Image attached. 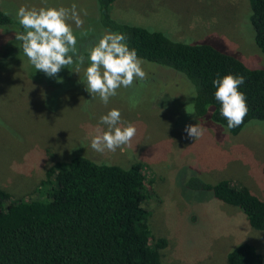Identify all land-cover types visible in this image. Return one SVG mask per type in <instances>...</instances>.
Wrapping results in <instances>:
<instances>
[{
    "label": "rangeland",
    "instance_id": "rangeland-1",
    "mask_svg": "<svg viewBox=\"0 0 264 264\" xmlns=\"http://www.w3.org/2000/svg\"><path fill=\"white\" fill-rule=\"evenodd\" d=\"M73 5L82 25L66 22L84 56L79 73L75 64L54 77L36 70L15 39L23 26L0 25V188L14 198L37 197L46 169L75 156L123 167L142 162L154 182V197L146 204L150 227L168 240L161 250L165 264H228V253L242 242L264 255V232L251 227L238 206L188 186L194 177L212 184L229 179L264 199V122L254 120L239 134L230 133L210 116L196 114L192 92L197 89L187 77L143 59L147 78L121 86L104 104L83 82L90 49L109 33L99 26V1L0 0L1 9L17 19L22 6L63 7L71 15ZM111 15L173 39L210 43L251 68H264L248 0H116ZM193 107L195 114H189ZM113 108L121 113L118 126L132 124L137 132L115 152L98 153L91 140L98 129L107 131L100 117ZM196 123L206 131L194 140L184 130Z\"/></svg>",
    "mask_w": 264,
    "mask_h": 264
},
{
    "label": "trees",
    "instance_id": "trees-1",
    "mask_svg": "<svg viewBox=\"0 0 264 264\" xmlns=\"http://www.w3.org/2000/svg\"><path fill=\"white\" fill-rule=\"evenodd\" d=\"M98 1L100 27L124 34L140 59L178 72L195 85L198 116H210L228 128L213 80L232 74L245 78L239 91L246 96L248 112L229 132L237 135L251 121L264 122V68H251L210 43H189L119 21L111 15L116 0ZM248 1L255 41L264 52V0ZM0 25L20 24L0 7ZM145 168L142 162L123 167L75 156L46 169L35 191L42 195L14 198L0 188V264H165L161 250L168 240L155 236L150 227L146 204L154 197V182ZM188 186L238 206L250 226L264 232V199L248 186L229 179L212 184L197 177ZM227 262L264 264V255L242 242L228 253Z\"/></svg>",
    "mask_w": 264,
    "mask_h": 264
},
{
    "label": "clouds",
    "instance_id": "clouds-1",
    "mask_svg": "<svg viewBox=\"0 0 264 264\" xmlns=\"http://www.w3.org/2000/svg\"><path fill=\"white\" fill-rule=\"evenodd\" d=\"M18 22L23 26V32H16V41L21 42L23 53L36 70L44 72L48 77L57 76L62 68L76 65L75 72L79 73V66L84 63L83 54L77 52V39L71 26L66 22L73 19L79 27L82 21L75 12L73 5L71 15L63 7L32 8L20 7L17 11ZM127 37L122 33H107L102 36L98 44L89 51V66L86 68L83 82L93 98L99 95L100 100L107 104L109 98L117 94L123 86L131 87L134 80L147 78L142 69V61L135 49H130L126 43ZM71 53V54H69ZM75 56V60L73 57ZM57 82L62 83L58 78ZM245 83L242 75L227 74L214 79L216 87L215 98L221 103V115L227 120L228 128L239 126L248 112L246 96L239 91L240 85ZM197 95L195 88L192 96ZM187 110V109H186ZM189 114H195L193 107ZM100 122L107 125V131L100 132L91 140V148L98 153L106 149L115 152L118 147L127 145L136 135L134 125L118 126L121 113L118 109H111L100 117ZM188 137L201 138L206 128L198 123L190 124L184 130Z\"/></svg>",
    "mask_w": 264,
    "mask_h": 264
}]
</instances>
